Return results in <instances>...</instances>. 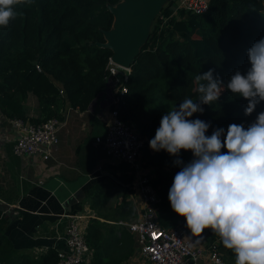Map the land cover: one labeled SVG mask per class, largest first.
Segmentation results:
<instances>
[{
    "label": "trees",
    "instance_id": "obj_1",
    "mask_svg": "<svg viewBox=\"0 0 264 264\" xmlns=\"http://www.w3.org/2000/svg\"><path fill=\"white\" fill-rule=\"evenodd\" d=\"M118 1L33 0L30 5L15 6L16 18L0 27L2 114L10 120L37 125L53 118L62 121L71 110L87 111L108 85L111 51L95 42H104L102 31L109 30L113 21L107 5ZM261 38L264 0H209L202 14L177 9V2L171 0L155 19L129 73L115 82L124 86L126 93L111 104L110 112L116 110L119 121L132 124L146 139L138 162L144 169L152 168L150 182L158 198L156 220L162 227L187 228L185 218L173 211L168 199L173 178L181 170L174 163L177 157L149 147L162 116L185 98H198V74L213 69L214 77L225 86L237 70L245 74L250 67L247 50ZM30 97L39 110L37 117L26 114ZM248 103L225 87L216 102L202 105L204 112L190 119L210 123L207 136L216 128L226 133L231 124L247 128L264 112L261 101L250 115H245ZM193 158L190 150H181L179 159L184 164ZM133 183L134 176L129 173L119 175L116 181L106 178L88 188L83 202L98 217L110 221L133 219L136 211L128 199ZM118 191L119 206L108 214L106 205ZM193 236L207 240L208 245L217 242L219 248L223 244L211 229ZM84 238L92 255L82 264H122L136 242L127 228L97 219L86 223ZM228 253L232 251L228 249ZM10 264H57V252L51 248L38 259L24 256Z\"/></svg>",
    "mask_w": 264,
    "mask_h": 264
},
{
    "label": "clouds",
    "instance_id": "obj_2",
    "mask_svg": "<svg viewBox=\"0 0 264 264\" xmlns=\"http://www.w3.org/2000/svg\"><path fill=\"white\" fill-rule=\"evenodd\" d=\"M32 2L0 0V27L16 18L15 6ZM247 57V72L237 70L226 86L214 77L213 69L198 74V98H185L168 110L149 147L177 157L174 163L181 170L173 178L168 199L191 234L211 229L235 254V264H264V112L247 128L231 124L226 133L216 128L210 136L206 135L210 123L190 119L204 112L202 105L216 102L225 87L248 100L245 115L264 101V38L253 43ZM181 150H190L194 158L184 164Z\"/></svg>",
    "mask_w": 264,
    "mask_h": 264
},
{
    "label": "crops",
    "instance_id": "obj_3",
    "mask_svg": "<svg viewBox=\"0 0 264 264\" xmlns=\"http://www.w3.org/2000/svg\"><path fill=\"white\" fill-rule=\"evenodd\" d=\"M112 87L108 83L87 111L71 110L65 113L66 116L60 121L58 141L46 160L39 155L13 154L18 131L12 120L0 111V264H10L24 256L38 259L51 248L56 252L65 250L67 220L60 215L92 212L83 202L89 187L106 178L116 181L123 173L135 175L131 165L107 157L102 144L96 141L97 138L104 139L106 135L111 118ZM26 114L29 117L39 115L33 97L29 98ZM139 167V173L152 175V168L144 169L140 164ZM132 193L135 204H131L137 212L141 199L136 185ZM120 197V191L112 197L118 202L114 210L119 206ZM85 225H82L83 232ZM182 229L184 236L194 246L208 245L207 240L195 238L185 225ZM5 239L8 240L6 243ZM214 243L221 251L225 264H235V254L228 253L223 244L219 248V243ZM122 264L150 263L133 241V251ZM197 264L212 263L205 255Z\"/></svg>",
    "mask_w": 264,
    "mask_h": 264
},
{
    "label": "built area",
    "instance_id": "obj_4",
    "mask_svg": "<svg viewBox=\"0 0 264 264\" xmlns=\"http://www.w3.org/2000/svg\"><path fill=\"white\" fill-rule=\"evenodd\" d=\"M177 9L192 14H202L209 5V0H176ZM108 83L112 87V101L117 103L122 100L121 94L126 93V88L118 83L120 76L129 73V69L115 64L109 57L107 60ZM114 80V81H113ZM111 121L104 139L97 138L102 144L107 157L121 160L134 168L136 188L140 194L141 206L137 209L133 219H122L113 223L128 229L134 235L140 252L150 264H197L199 259L208 255L212 264H225L221 253L215 243L208 246H194L188 238H185L182 229L164 228L156 220V203L158 198L150 179L145 173H139L138 159L141 149L146 141L132 124L119 121L116 118V110H111ZM13 125L18 131V138L13 144L12 152L16 156L39 155L46 160L50 157L51 148L58 141L60 121L49 119L41 124L33 125L22 119H12ZM130 198V199H129ZM135 204L133 193L128 197ZM136 211V209H135ZM74 214H62L67 220L64 245L65 250L57 251V264H82L91 258V250L87 246L82 230L81 221L86 222L91 218L88 212Z\"/></svg>",
    "mask_w": 264,
    "mask_h": 264
},
{
    "label": "water",
    "instance_id": "obj_5",
    "mask_svg": "<svg viewBox=\"0 0 264 264\" xmlns=\"http://www.w3.org/2000/svg\"><path fill=\"white\" fill-rule=\"evenodd\" d=\"M171 0H120L107 7L113 15L109 30H103L104 42L95 45L111 51V60L130 69L146 43L155 19Z\"/></svg>",
    "mask_w": 264,
    "mask_h": 264
},
{
    "label": "rangeland",
    "instance_id": "obj_6",
    "mask_svg": "<svg viewBox=\"0 0 264 264\" xmlns=\"http://www.w3.org/2000/svg\"><path fill=\"white\" fill-rule=\"evenodd\" d=\"M121 164H122V163H121ZM116 203H118V202H117L115 199L112 198V199L109 201V203L106 205L105 211L108 212V214L113 213V212H114L113 207L115 206ZM88 213H89V215H91V218H92V219H97V220H99V221H101V222H106V223H109V222H115V221H110V220H107V219H104V218L98 217V216H96L93 212H89V211H88ZM64 214H71V213H64ZM79 215H83V214L80 213ZM121 220H122V219H121ZM85 221H86V220H82V221L80 222L81 225L86 224ZM88 221H89V220H88ZM117 221H119V220H117Z\"/></svg>",
    "mask_w": 264,
    "mask_h": 264
}]
</instances>
